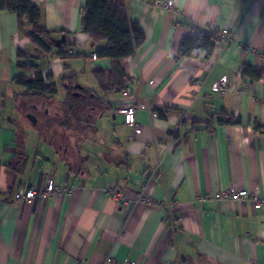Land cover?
Returning <instances> with one entry per match:
<instances>
[{
	"label": "crops",
	"instance_id": "0c3cea01",
	"mask_svg": "<svg viewBox=\"0 0 264 264\" xmlns=\"http://www.w3.org/2000/svg\"><path fill=\"white\" fill-rule=\"evenodd\" d=\"M30 1L53 32L51 53L33 62L57 92L20 96L16 57L29 42L18 17L0 11V264H264V204L219 196L264 199V0H125L144 40L122 62L120 91L93 77L110 61L91 57L103 43L80 29L86 0ZM215 30L228 37L211 52L180 55L183 37ZM62 35L78 56L57 55ZM88 62L90 84L79 81ZM244 64L260 78L242 76ZM222 78L224 92L214 87ZM69 95L84 103L80 120L66 117L72 134L53 139L43 121L53 108L58 124ZM130 103L139 133L117 112ZM220 111L238 122L220 124ZM48 178L62 192L14 199Z\"/></svg>",
	"mask_w": 264,
	"mask_h": 264
},
{
	"label": "trees",
	"instance_id": "16d2710c",
	"mask_svg": "<svg viewBox=\"0 0 264 264\" xmlns=\"http://www.w3.org/2000/svg\"><path fill=\"white\" fill-rule=\"evenodd\" d=\"M0 11L14 13L18 17L19 28L25 33L29 42V48L23 52L19 50L16 57L17 71L13 82L24 88V92L20 96L24 99H52L57 88L54 84L46 83L41 74L40 65L34 63L33 59L51 53L53 32L48 31L40 24L39 9L30 0H0ZM80 29L89 36L92 44L103 43L102 46L96 48L94 52L96 57L107 58L110 61L108 69L95 68L92 71L98 85L109 91L122 90L124 79L122 62L133 56L144 40L138 24L129 18L125 0H86V4L80 10ZM61 32L63 30L55 31V33ZM220 34L221 31L217 30L200 31L197 36L183 37L179 44V53L184 57H197L200 53L208 54L222 40ZM68 48L69 46L64 43L57 49V55L61 60L78 56L68 55ZM32 74L33 79H30ZM241 74L252 80L260 78L256 69L248 64L243 65ZM46 78L49 79L50 75H46ZM66 99L67 104L65 112H63L65 116L63 115V118L58 122L60 126L56 125L55 128L50 126L54 132L57 127L71 128V122H73V120L70 121L71 118H76L75 122L80 120L77 111L83 110L84 103L74 102L70 95ZM218 114L222 115L220 124L238 122L233 115H228L225 111H220ZM160 116L163 117L164 114L160 113ZM66 117L70 119H66ZM45 124L50 125V120H46L43 126ZM211 126L212 123L209 119L205 122L204 129L211 131ZM73 127L75 126L73 125ZM257 128L264 130V126H257ZM193 130H197L195 126H193Z\"/></svg>",
	"mask_w": 264,
	"mask_h": 264
},
{
	"label": "built area",
	"instance_id": "2783aa9c",
	"mask_svg": "<svg viewBox=\"0 0 264 264\" xmlns=\"http://www.w3.org/2000/svg\"><path fill=\"white\" fill-rule=\"evenodd\" d=\"M159 5H163L164 7H170V5H167L162 2H157ZM221 37L227 38L228 32L227 31H221ZM72 51H68V55H71ZM93 59H96V55L93 53L91 55ZM226 79L222 78L220 81H217L214 84V87L220 91L224 92ZM118 114L121 116L122 121L126 125H131L134 127V132L139 133L140 132V126L138 125L136 121V107L134 104H126L117 109ZM62 188L61 186H57L51 178H48L45 182V184L40 189H34L32 187L24 186L20 189H18L14 194V199L18 202H25L34 199L35 197H39L41 199H45L51 195V193H60ZM221 197L233 200V201H241L247 198L252 199L255 207H261L262 204H264V199H260L256 196L255 193H249L247 190L244 189H234V188H228L221 191L220 195ZM118 198V196H117ZM125 202H123V205Z\"/></svg>",
	"mask_w": 264,
	"mask_h": 264
},
{
	"label": "rangeland",
	"instance_id": "374dc122",
	"mask_svg": "<svg viewBox=\"0 0 264 264\" xmlns=\"http://www.w3.org/2000/svg\"><path fill=\"white\" fill-rule=\"evenodd\" d=\"M94 68V65L92 64V63H86V70L85 71H83V73L80 75V79H79V81L81 82H86V83H88V84H90V83H92L93 82V79H92V75H91V72H90V70H92ZM63 93V87L61 88V87H59V92H58V95L60 96L61 94ZM64 99V96L63 97H60V100H63ZM55 111L57 112L58 110H55V109H48V112H49V115L46 117V119L43 121V122H45L46 120H50V122H51V124L50 125H44L43 126V130L44 131H49V130H51V131H49V132H51V137L53 138V139H58L59 137L61 138V136H66V135H64V133L65 134H72V132H71V129L70 128H64V127H59L60 128V130L59 131H55V133H54V131H53V127L55 128L56 127V125H58V126H60L59 124H57V123H54V113H55ZM57 118V117H56ZM49 122V121H48ZM44 124V123H43ZM52 128H51V127ZM30 129H32L31 127H30ZM42 130V131H43ZM74 133H75V131H74ZM80 143H82V139H80ZM58 186V185H57Z\"/></svg>",
	"mask_w": 264,
	"mask_h": 264
},
{
	"label": "water",
	"instance_id": "95a60500",
	"mask_svg": "<svg viewBox=\"0 0 264 264\" xmlns=\"http://www.w3.org/2000/svg\"><path fill=\"white\" fill-rule=\"evenodd\" d=\"M64 39H65V36L62 35L59 39L56 40L54 46L55 47H60L61 43L64 41ZM31 120H32V122H35V118H32Z\"/></svg>",
	"mask_w": 264,
	"mask_h": 264
}]
</instances>
